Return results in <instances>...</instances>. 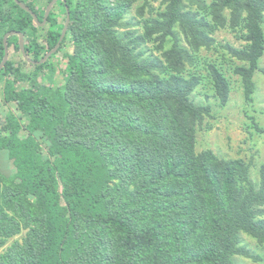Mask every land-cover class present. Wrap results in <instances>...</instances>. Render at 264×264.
Returning a JSON list of instances; mask_svg holds the SVG:
<instances>
[{
    "label": "trees",
    "instance_id": "16d2710c",
    "mask_svg": "<svg viewBox=\"0 0 264 264\" xmlns=\"http://www.w3.org/2000/svg\"><path fill=\"white\" fill-rule=\"evenodd\" d=\"M19 1L42 22L52 0ZM152 1L136 7L143 33L121 36L139 0H59L44 27L0 0V64L13 31L39 62L70 13L42 65L24 58L18 35L8 39L22 59L0 71V106L12 107L0 124L12 170L0 172V264H237L254 259L243 234L264 246V165L254 180L251 163L196 149L212 107L193 94L207 78L226 105L230 81L213 63L205 76L189 68L216 30L243 25L248 44L226 49L245 63L235 74L253 101L264 0H162L156 12ZM148 42L160 56L141 48Z\"/></svg>",
    "mask_w": 264,
    "mask_h": 264
},
{
    "label": "rangeland",
    "instance_id": "374dc122",
    "mask_svg": "<svg viewBox=\"0 0 264 264\" xmlns=\"http://www.w3.org/2000/svg\"><path fill=\"white\" fill-rule=\"evenodd\" d=\"M209 4L212 0H205ZM144 0H139L135 8L126 16L125 22L135 23V26L129 28H120L119 34L124 36L128 31L143 33V22L137 18L136 7L142 5ZM155 12L162 9V0H153ZM197 7L194 6V9ZM140 21V24L137 22ZM124 22V23H125ZM213 37L216 44L211 49L203 48L198 54L196 65L189 66L190 70H198L204 76L207 74V66L210 63L216 64L228 77L231 84V93L229 102L222 105L215 96L209 80L205 78L203 84L199 86L193 94V99L197 104L210 105L212 107L211 116L207 117L198 131L197 152L212 150L218 157L223 159H243L246 163H251L252 178L259 179V170L264 165V73L258 71L254 80L256 90L253 95V101L246 100L245 90L242 80L235 74V68L245 63L233 58L226 49V46H232L242 49L248 42L246 40V30L244 26L236 29L230 27L216 30ZM70 39V38H69ZM183 40V37H182ZM183 44H187L183 40ZM157 42H148L141 46L147 54L161 55L157 50ZM70 51L67 44L57 56L58 60L63 58L65 52ZM9 58L16 62H21V54L9 49ZM55 62H57L54 59ZM260 68L264 70V56L260 61ZM56 79L59 81L61 75ZM12 109L9 105L0 106V124L8 111ZM258 125V128L256 127ZM0 172L3 175L12 173L8 163V154H0ZM25 231L11 239L7 246L14 240H22ZM242 244L249 252L254 255L253 258L238 256L237 264H264V246L249 235L241 236ZM7 247L0 249V254L5 252ZM256 258V259H255Z\"/></svg>",
    "mask_w": 264,
    "mask_h": 264
},
{
    "label": "water",
    "instance_id": "95a60500",
    "mask_svg": "<svg viewBox=\"0 0 264 264\" xmlns=\"http://www.w3.org/2000/svg\"><path fill=\"white\" fill-rule=\"evenodd\" d=\"M16 3L21 6L24 10L28 11L29 13H31L33 15V17L35 18V21L38 23V25H40L41 27H44L46 24H47V21H48V17L53 9V7L57 4V2L59 0H52L47 9H46V13H45V16H44V19L42 22L39 21L37 15L32 11L30 10L27 6H25L24 4H22L19 0H15ZM67 20H66V23H65V26H64V29L62 30V33H61V38L59 40V43L57 44V46L51 50L50 52H48L39 62H36V61H33L32 59H30L27 54H26V50H25V39H24V35L22 33H17V32H9L5 35L4 37V46H5V55H4V59L3 61L1 62L0 64V71L6 66L8 60H9V47H8V39L11 37V36H14V35H18L20 40H19V43H20V49H21V52L24 56V58L31 64H38V65H42L44 64L51 56H53L54 54L57 53V51L60 49L61 47V44L64 40V38L66 37L67 35V32H68V29H69V24H70V13H69V9L67 8Z\"/></svg>",
    "mask_w": 264,
    "mask_h": 264
}]
</instances>
